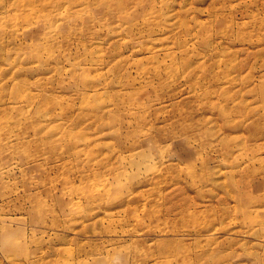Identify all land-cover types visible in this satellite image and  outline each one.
Listing matches in <instances>:
<instances>
[{
	"label": "rangeland",
	"instance_id": "1",
	"mask_svg": "<svg viewBox=\"0 0 264 264\" xmlns=\"http://www.w3.org/2000/svg\"><path fill=\"white\" fill-rule=\"evenodd\" d=\"M2 1L0 264H264V0Z\"/></svg>",
	"mask_w": 264,
	"mask_h": 264
},
{
	"label": "bare ground",
	"instance_id": "2",
	"mask_svg": "<svg viewBox=\"0 0 264 264\" xmlns=\"http://www.w3.org/2000/svg\"><path fill=\"white\" fill-rule=\"evenodd\" d=\"M13 1L16 2V3H19V0H13ZM63 1L64 0H61V2H63ZM63 3L61 4L60 8L65 4V3L64 4ZM116 3H117V6H118V9H121L123 0H116ZM2 5L4 6L3 1L0 0V8H3ZM43 9L44 8H41V9L40 8L39 9L31 8L30 11H31V14H34L35 12L42 11ZM7 10L10 11V9H7ZM35 10H37V11H35ZM37 19H38V15H30L29 17L25 18L24 19L25 26L20 28V29H16L14 31V33L18 32L19 30L21 32L27 31V29L29 27L28 25H30V23H33V22L37 21ZM0 20H3L1 16H0ZM2 30H4V29H2ZM155 41H157V40H155ZM158 42L159 43H150V45L152 46V48H156V49L162 50L164 45L166 44V42L165 41H158ZM179 48L184 49L185 48V44L179 43ZM0 59H2L1 55H0ZM31 59H33L34 62H37V63L40 62L39 54L37 52H35V53L33 52L32 53V56L30 57V60ZM25 61H27V60H25ZM8 68H10V67H8ZM2 70H3V67H0V71H2ZM77 70H79V69H76L75 67H71V68H69L67 70L60 71V75H64L66 78L69 77V79H73V77L75 76V72H77ZM8 82L9 83H13L15 81H14L13 78L10 77V79H8ZM80 83L83 86H88L90 89H94L95 87L98 89L97 91L93 92L92 94L88 95L87 97H102V93H105L103 91H100L101 87H99V85H98L99 84V78H96L95 80H91L88 77V75H82L81 78H80ZM0 85H1V80H0ZM1 89L2 90L5 89V86L2 85ZM86 94H89V93H86ZM35 111L39 112V117L38 118L39 119L41 118L43 123H46L48 121V118H49L50 114L47 113L48 111H46L45 108H40L39 106H36ZM2 133H3V130L0 129V162H2L1 160H3V155H4V152L2 150L4 149L5 151H9V149L12 147V145L10 143H8L7 141H4L2 139ZM88 139L91 140V138L89 136H88ZM65 195L66 196L70 195V191L65 193ZM0 221H4V220L0 219Z\"/></svg>",
	"mask_w": 264,
	"mask_h": 264
}]
</instances>
